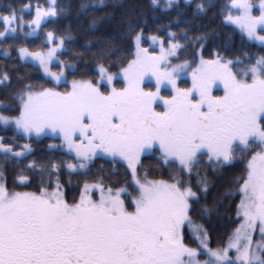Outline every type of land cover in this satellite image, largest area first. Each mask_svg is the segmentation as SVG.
<instances>
[{"label": "snow or ice", "instance_id": "6c2138e0", "mask_svg": "<svg viewBox=\"0 0 264 264\" xmlns=\"http://www.w3.org/2000/svg\"><path fill=\"white\" fill-rule=\"evenodd\" d=\"M189 2L185 0L182 7L180 0H166L161 5L163 9H177L167 26V41L159 35L145 37L144 28L129 20L128 32L134 33L135 50L117 57L121 65L118 73H112L103 62L105 58L110 61L118 46L112 40L95 37L100 44L93 54L98 76L95 83L92 79H73L71 90L65 92L25 83L13 97L18 102V114L0 112V125H11L28 139L50 134L60 138V145L49 148L66 149L76 159V163L50 164L28 160L27 169L42 174L38 191L10 189L0 168V264H264V55L249 57L244 52V58L253 62L243 68L237 67L244 64L239 56L229 59L217 52L213 59H204L202 50L216 33L199 30L204 27L199 16L208 6L197 3L188 18L185 13ZM46 4L34 6L30 21L23 13L31 5L20 9L9 6L7 14L0 13L4 25L0 41L15 38L25 26L31 29L25 36L33 35L50 18L68 11L57 0H46ZM151 5H160V0H151ZM86 7L80 5L81 10ZM98 20L94 17L90 26ZM181 22L183 27L172 30L173 23ZM222 23L238 30L242 43L258 41L264 45V0H258V4L254 0H228ZM45 36L49 43L56 41L54 46L46 51L17 47L19 59L38 64L56 82H67L65 70L75 71L76 65L60 60L57 52L67 50L66 41H72L71 25L58 37L52 31H46ZM142 39L158 44L159 51L142 47ZM92 43L88 39L84 47L90 50ZM189 47L195 50L191 63L180 56ZM3 54L9 56L8 48ZM54 58L60 66L58 71L50 67ZM192 64L196 66L192 68ZM189 69L192 87L179 88L177 80ZM121 75L126 81L123 88L112 87L105 92L98 86L111 84ZM146 76L149 80L155 77V91L142 87ZM10 83L9 73L0 71V85ZM220 84L223 95H213V87ZM162 85L174 94L161 97ZM158 101L163 111H156ZM152 151H158L159 162L173 170L169 180L149 179L147 171L138 174V166L143 168L142 154ZM31 152L30 144L14 147L0 137V159L5 163L19 165ZM98 156L126 163L131 187L113 188L102 179L91 184L86 181L79 199L69 202L59 182L61 166H66L69 173L87 170ZM202 156L217 170L236 162L244 165L243 174L233 181L234 187L224 193L239 195L235 215L240 223L227 243L217 248L209 246L208 230L190 215L196 211L210 218L215 210V205L201 203V194L206 200L211 183L196 171ZM194 171L199 192L190 179ZM53 172L57 173L54 185L43 176ZM16 179L31 183L23 168ZM94 191L99 193L98 198H94ZM186 223L197 247L185 242ZM257 231L259 239L254 240ZM230 250L235 254L230 255ZM202 254L207 259L201 260Z\"/></svg>", "mask_w": 264, "mask_h": 264}, {"label": "trees", "instance_id": "16d2710c", "mask_svg": "<svg viewBox=\"0 0 264 264\" xmlns=\"http://www.w3.org/2000/svg\"><path fill=\"white\" fill-rule=\"evenodd\" d=\"M166 0H160V5L153 7L151 0H57V3L66 6L68 11L65 15L58 18H50L47 23L42 24L33 35L25 36V33L30 32V28L25 26L22 32H18L15 38L9 37L6 41H0V71H7L11 77V83L7 86L0 85V112L5 115L14 116L18 114V102L14 100L15 93L23 88L25 83H33L37 86L60 87L62 89L68 88L70 81L73 79H92L97 81L98 76L94 71L96 65V56L100 44L95 37H101L105 40H112L118 46V51H114L109 61L108 58L104 59L106 66H109L112 73H118L120 64L117 57L121 54H128L135 50L132 36L134 33L128 32V22L132 21L144 28V36L151 35L166 36L167 26L176 15L177 9L173 6L170 9H163ZM205 3L207 7L206 13L199 16V23L204 27L199 30H214L216 33L209 37L208 42L202 50L204 59L210 60L215 57L217 52H221L229 59H235L239 56L244 60V64L237 67L243 68L245 65L252 63V60L245 59L244 52L248 53L249 57L257 55H264V45L258 42H243L238 30L233 29L222 23V11L228 0H190L186 6L185 15L191 18L192 13L195 11L197 3ZM258 4V0H254ZM39 3L41 6L46 7V0H0V13L7 14L9 6L20 9L24 5H31L28 11L23 13L24 19L30 21L34 14V6ZM81 4H86L87 7L83 10L80 9ZM180 5L185 6V0H180ZM258 11H256L257 13ZM79 13V14H77ZM94 17L99 18L94 26H90ZM72 29V41H66L67 50L57 52V56L63 61H72L76 65V70L66 69V81L57 84L53 79L47 78L42 68L38 64L23 63L17 54V47H27L30 51H46L47 48L54 46L56 43L53 40L51 43L46 41L45 32L52 31L55 36L64 34L68 25ZM181 22L179 25L172 24V30L178 31L179 27H183ZM3 23L0 22V30H3ZM231 37V39H229ZM88 39H92L93 43L90 50L86 49L85 43ZM150 40L142 39L141 43L144 47H149ZM225 45L227 48L225 49ZM167 46V44H165ZM8 48L9 56H4L3 50ZM152 50V48H150ZM195 50L192 47L188 48L187 52H181V60H188L190 63L194 59ZM77 54H80L77 56ZM130 59L131 56H128ZM196 63L199 61V56H195ZM178 63L180 61L173 60ZM196 65V64H194ZM59 65L55 58L51 64L54 71L59 70ZM237 67H233V71H237ZM239 75V73H238ZM121 77V76H120ZM182 88L190 87V80H182ZM117 89L124 86V80L117 78L115 80ZM155 87L154 84H146L144 89L151 90ZM103 88L107 89L106 85ZM165 96L170 95L167 90H162ZM162 105H157V109H161ZM0 137L6 144H13V146L30 144L32 148L31 155L22 160L19 165L14 162L5 163L0 159V168L6 177L7 186L17 191H38L37 185L39 183L41 173L38 170H29L26 165L28 160L35 159L38 163L50 164L52 162L71 161L76 163L74 155L69 154L66 149L49 148V145H60L62 143L60 138L43 135L40 137H32L31 139L25 138L17 134L15 128L9 125L5 128L0 125ZM160 153L158 151L148 152L142 155L141 162L143 168L138 166V174H143L144 171L149 173V179H164L169 180L172 175V169H169L159 162ZM201 162L196 171H199L201 176H207L211 181L206 200L201 194V203H207L209 206L215 205V210L209 217L202 215L196 211L190 212L192 219L208 230L209 246L217 248L227 243L228 237L233 228L240 223L239 218L235 215L236 205L239 203V195L225 196L226 189L230 186L234 187L233 181L236 177L243 174L244 165L236 162L232 165H225L223 169H215L208 161L206 156L200 158ZM24 169V174L30 178L31 183L20 182L18 175L20 169ZM194 171L190 177L194 190L199 192L196 186L197 175ZM59 175V182L62 185L65 198L72 202L73 198L79 199L81 190L84 183L97 182L103 180L106 184L113 188L125 186L126 184L131 187V175L124 162L113 163L106 157H96L89 164L88 169H77L71 173L66 166L62 165ZM183 175V174H182ZM44 179L51 180V184L56 182L57 173L43 174ZM188 179L187 176H183ZM96 195V192H95ZM132 208L131 202L128 197H124ZM184 235L186 242L191 247H197V241L189 226H184ZM234 255L233 252H231Z\"/></svg>", "mask_w": 264, "mask_h": 264}, {"label": "rangeland", "instance_id": "374dc122", "mask_svg": "<svg viewBox=\"0 0 264 264\" xmlns=\"http://www.w3.org/2000/svg\"><path fill=\"white\" fill-rule=\"evenodd\" d=\"M256 14H258V12L256 13ZM262 34H264V33H262ZM256 42H258V41H256ZM259 43V42H258ZM141 46L142 47H144L143 45H142V43H141ZM145 48H148L149 49V51L150 52H152V51H155V52H158L159 51V45L158 44H152L151 43V41L149 42V47H145ZM150 48H152V50L150 49ZM199 62V61H198ZM173 63H176V62H174L173 61ZM179 63V62H178ZM196 65H194V64H192V68H194ZM50 67H51V65H50ZM51 70H52V68H51ZM52 71H54V70H52ZM43 73H44V75L47 77V78H50V79H52L51 77H49L44 71H43ZM65 75H66V70H65ZM117 78H122L123 80H124V78H123V76L121 75V77L120 76H117L116 78H114L113 79V81L111 82V84H108V83H106V82H103V83H100L98 86L101 88V90L102 91H105V92H107V91H110L111 90V88L112 87H116V84H115V80L117 79ZM77 80H79V79H77ZM182 80H190V87H187V88H191L192 87V75H191V69H189L187 72H186V74H183L182 76H181V78H179L178 80H177V86L179 87V88H182L181 87V85H182ZM56 82V81H55ZM62 82H65V80L64 79H61L59 82H56L57 84H61ZM94 82V81H93ZM95 83V82H94ZM150 84V85H152V84H154L155 85V77H152V79L151 80H149V78L146 76L145 77V79H144V82H143V85H142V87H145V85L146 84ZM103 85H106L108 88L106 89H104L103 88ZM126 86V81L124 80V86L123 87H125ZM122 87V88H123ZM48 88H55V87H48ZM57 91H60V92H65V91H70L71 90V81H70V83H69V87L68 88H65V89H62V88H60V87H56L55 88ZM182 89H184V88H182ZM162 90H167L169 93H170V95H168V96H165V94H163V91ZM151 91H155V87L153 88V89H151ZM174 93H173V91L172 90H170L169 88H166V87H164L163 85L161 86V88H160V96L161 97H165V98H167V97H170L171 95H173ZM213 95H216V96H222L223 95V85L222 84H220L219 85V87H216V86H214L213 87ZM158 104H160V105H162L159 101L156 103V105H154V107H157V105ZM41 136H43V135H41ZM50 136H53V135H51L50 134ZM33 137H36V136H33ZM40 137V136H39ZM145 153H148V152H145ZM144 153V154H145ZM143 155V154H142ZM142 157V156H141ZM95 192L96 191H94L93 192V195H94V198H98V196H99V193L98 192H96V195H95ZM124 198V197H123ZM125 199V198H124ZM125 201H126V199H125ZM126 204H127V201H126ZM129 210H132V208H129ZM185 226H188L187 225V223L185 224ZM184 231V230H183ZM184 237H185V235H184ZM253 239L254 240H257V239H259V232L257 231V232H255L254 234H253ZM185 242H186V238H185ZM187 243V242H186ZM188 244V243H187ZM189 245V244H188ZM190 246V245H189ZM191 247V246H190ZM231 252H233L234 254H235V251L234 250H230V255H232L231 254ZM201 260H205V259H207V256L206 255H204V254H202L200 257H199Z\"/></svg>", "mask_w": 264, "mask_h": 264}, {"label": "flooded vegetation", "instance_id": "af4514ba", "mask_svg": "<svg viewBox=\"0 0 264 264\" xmlns=\"http://www.w3.org/2000/svg\"><path fill=\"white\" fill-rule=\"evenodd\" d=\"M160 106H161V105H160ZM155 108H156V111H163V110H164L163 106H162L161 109H157V107H155Z\"/></svg>", "mask_w": 264, "mask_h": 264}]
</instances>
